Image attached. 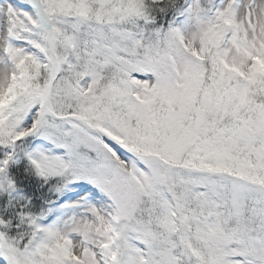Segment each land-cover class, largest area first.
Masks as SVG:
<instances>
[{
    "label": "snow or ice",
    "instance_id": "obj_1",
    "mask_svg": "<svg viewBox=\"0 0 264 264\" xmlns=\"http://www.w3.org/2000/svg\"><path fill=\"white\" fill-rule=\"evenodd\" d=\"M0 264H264V0H0Z\"/></svg>",
    "mask_w": 264,
    "mask_h": 264
}]
</instances>
